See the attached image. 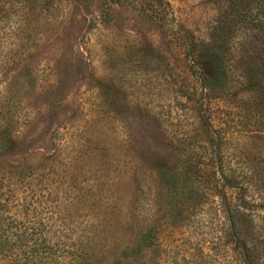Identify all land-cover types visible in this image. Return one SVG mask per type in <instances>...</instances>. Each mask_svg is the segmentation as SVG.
<instances>
[{"label":"rangeland","instance_id":"rangeland-1","mask_svg":"<svg viewBox=\"0 0 264 264\" xmlns=\"http://www.w3.org/2000/svg\"><path fill=\"white\" fill-rule=\"evenodd\" d=\"M225 4L0 0L1 211L59 264H242L238 231L264 264V35L224 44L222 90L197 68Z\"/></svg>","mask_w":264,"mask_h":264},{"label":"trees","instance_id":"trees-1","mask_svg":"<svg viewBox=\"0 0 264 264\" xmlns=\"http://www.w3.org/2000/svg\"><path fill=\"white\" fill-rule=\"evenodd\" d=\"M224 1L226 3L225 7L215 18V24L212 27L217 37L212 36L211 41L213 42L200 49L196 55L198 59L197 68L203 85L210 91H219L226 86L228 60H226V54L222 49L224 44H227L239 33L253 32L264 35V0ZM260 60L259 63L263 66L264 60ZM11 144L12 139L9 136L0 134V157L11 149ZM3 179L5 177L0 176V261L8 258L11 262L13 257L16 256L24 257L22 262L25 264H59L64 262L57 260L58 256H67L69 250L66 246L53 242L49 229H38L35 225L15 220L12 216H7L1 211L5 207L1 199L5 193L1 188L4 185L1 181ZM228 183V186L233 187L230 182ZM227 215L229 221L234 225V216L228 211ZM234 215H237L239 219L243 217V213L239 209L236 210ZM149 234L150 232L147 233V236L142 237L140 235L135 238L136 242L129 248L130 251L125 250V259L130 256V252L133 253L139 250L141 237L142 240L146 237L150 239ZM235 243L240 251L242 264H255L251 246L239 231L235 237ZM83 258L80 257L75 264H85Z\"/></svg>","mask_w":264,"mask_h":264}]
</instances>
